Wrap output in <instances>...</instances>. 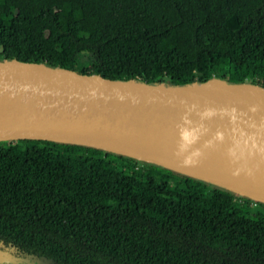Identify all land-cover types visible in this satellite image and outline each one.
I'll return each mask as SVG.
<instances>
[{"label": "trees", "instance_id": "obj_1", "mask_svg": "<svg viewBox=\"0 0 264 264\" xmlns=\"http://www.w3.org/2000/svg\"><path fill=\"white\" fill-rule=\"evenodd\" d=\"M11 59L264 87V0H0V60ZM263 208L123 154L0 141V239L53 264H264Z\"/></svg>", "mask_w": 264, "mask_h": 264}, {"label": "water", "instance_id": "obj_2", "mask_svg": "<svg viewBox=\"0 0 264 264\" xmlns=\"http://www.w3.org/2000/svg\"><path fill=\"white\" fill-rule=\"evenodd\" d=\"M45 139L154 163L264 202V87L149 84L0 60V141Z\"/></svg>", "mask_w": 264, "mask_h": 264}, {"label": "flooded vegetation", "instance_id": "obj_3", "mask_svg": "<svg viewBox=\"0 0 264 264\" xmlns=\"http://www.w3.org/2000/svg\"><path fill=\"white\" fill-rule=\"evenodd\" d=\"M0 264H53L50 260L30 253L24 249L14 248L0 239Z\"/></svg>", "mask_w": 264, "mask_h": 264}, {"label": "rangeland", "instance_id": "obj_4", "mask_svg": "<svg viewBox=\"0 0 264 264\" xmlns=\"http://www.w3.org/2000/svg\"><path fill=\"white\" fill-rule=\"evenodd\" d=\"M154 171H157V169H155V168H152ZM173 176V179H174V177L175 178H179V176H177L176 174H174V175H172ZM173 179H171L170 181L172 182V184L174 185L175 183H176V181L175 180H173ZM263 210H264V208H263Z\"/></svg>", "mask_w": 264, "mask_h": 264}]
</instances>
